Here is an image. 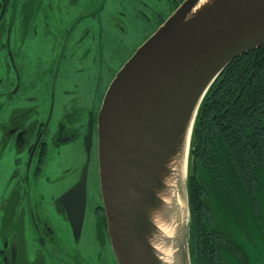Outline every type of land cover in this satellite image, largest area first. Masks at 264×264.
<instances>
[{
  "label": "water",
  "instance_id": "obj_1",
  "mask_svg": "<svg viewBox=\"0 0 264 264\" xmlns=\"http://www.w3.org/2000/svg\"><path fill=\"white\" fill-rule=\"evenodd\" d=\"M198 1L184 0L126 60L98 114L100 190L118 264H165L153 242L159 228L150 211L162 206L158 190L167 187L168 163L187 135L188 213L178 258L191 264L187 179L200 106L235 57L264 46V0H212L189 17ZM91 140L92 133L80 179L59 198L76 238L85 219Z\"/></svg>",
  "mask_w": 264,
  "mask_h": 264
},
{
  "label": "rangeland",
  "instance_id": "obj_2",
  "mask_svg": "<svg viewBox=\"0 0 264 264\" xmlns=\"http://www.w3.org/2000/svg\"><path fill=\"white\" fill-rule=\"evenodd\" d=\"M13 1V11L0 22V28H4L0 32V123L8 113L21 109L27 111L29 121L37 124L49 117L52 131L66 121L68 129L79 134L83 129L78 131L81 126L77 123L82 117L85 124L87 115L76 108L77 102L98 105L100 95L95 89L99 81L105 94L113 72L149 37L151 29L144 28L143 15L135 8L131 10L129 0H105L102 9V0H78L75 4L73 0H31L39 15L25 11V0ZM88 28H92L89 33ZM16 83H20L17 92L4 93ZM50 98L53 111L49 114ZM78 134L75 140L60 141V146L56 138H49L50 149L38 174L32 172L34 163L27 172L26 151L18 154L8 145L0 157V191L4 195L13 191L11 178L18 172L28 178L25 181L31 184L32 192L42 197L39 215L42 222L52 227L55 238V242L47 238L51 264H76L77 251L86 260L89 257V264H117L101 207L98 142L90 162L85 219L79 239L74 237L67 214L62 208L57 209V198L80 179L86 161L87 149ZM44 137L48 139L47 135ZM17 155L22 157L18 162ZM28 217L26 214V227L33 231ZM31 240L28 239L29 249L36 257L39 246ZM258 250L253 264H264V242L258 244Z\"/></svg>",
  "mask_w": 264,
  "mask_h": 264
},
{
  "label": "trees",
  "instance_id": "obj_3",
  "mask_svg": "<svg viewBox=\"0 0 264 264\" xmlns=\"http://www.w3.org/2000/svg\"><path fill=\"white\" fill-rule=\"evenodd\" d=\"M187 183L191 264H246L264 239V46L235 57L206 93Z\"/></svg>",
  "mask_w": 264,
  "mask_h": 264
},
{
  "label": "flooded vegetation",
  "instance_id": "obj_4",
  "mask_svg": "<svg viewBox=\"0 0 264 264\" xmlns=\"http://www.w3.org/2000/svg\"><path fill=\"white\" fill-rule=\"evenodd\" d=\"M135 1L139 2V4L138 5L135 4ZM77 2L78 0H73L72 4H75ZM104 2L105 0H102L100 4L101 9L104 6ZM129 2H130L129 6L132 11L135 8L139 15H143V19L145 21L144 28H150L151 32L149 33L151 35L153 29L159 28V26L162 23H164L166 18L176 10V8L183 2V0H129ZM24 5H25V11L27 13L39 15V13H36L33 10L31 0H25ZM158 5H161V7H159ZM13 9H14L13 0H0V22L4 19V15L10 14L13 11ZM124 14H126V11ZM151 25H153V28H151ZM3 29L4 28H0L1 33ZM91 30L92 28L91 29L88 28L86 31L87 33H89ZM10 33L11 30L9 29L8 34ZM6 44H9L8 40H6ZM10 54L11 56L13 55L12 51ZM11 60L12 63L14 64L15 63L14 57H11ZM117 71L113 72L114 77ZM19 86L20 83H16L15 86L13 85L12 87L9 88L8 92L5 91L4 93L13 95L15 92H17ZM95 90L97 91V94L100 95L98 105L97 103H95V105L92 107L87 102H84V104H82V100L81 102H77L76 104V108L79 111L86 113L87 115L85 124L82 121V117H81V121L77 123L78 125L81 126V128L77 130L79 131L83 129V131H81L79 134L75 131V129L69 130L66 121H64L63 124H61L60 128L57 131H52L49 128V122H48L49 117L47 121H43L37 124L38 122L28 120L27 118L28 113L26 110L22 111L20 109L17 112L15 111L12 113H8L4 118V120L0 123V157L2 156L3 153L6 152L8 145H12L13 149L18 154L26 151L27 172H30L32 163H34L32 172L38 174L41 171L42 165L46 162L47 154L50 149L48 147L49 138L52 137L56 138L58 140L57 145L60 146L62 144L60 143V141L68 142L70 139L75 140L77 134L81 135L85 143V147L87 149L86 155L88 157L87 141L89 139L90 134L92 133L90 160L88 167V180H89L90 162L91 159H93V153L94 150H96V144L98 142L97 141L98 114L102 107V103L105 95L104 91L102 90L100 81L98 83V88ZM97 98L98 96H96V99ZM52 111H53V106L51 105V98H50L49 114ZM79 115L82 116V114ZM46 135L48 139H45L44 136ZM87 157H86V161H87ZM15 159L18 162L22 159V157L17 155ZM1 178L2 175L0 176V179ZM27 179L28 178L21 177L20 173L16 172L14 177L11 178V182H10V185L13 182V185H11L13 191L11 193L14 194L10 193L9 195H4L0 191L1 192L0 193V264H51L53 262L51 259L52 253L50 249L47 247V238L51 242H55L53 229L46 222H42L41 217L39 215V205L40 204L42 205L44 201L39 194L32 192L31 184L25 181ZM59 198H57L58 202H56L58 205L57 209L62 208L64 213L67 214V212H65L66 209H64L65 207L63 203L59 200ZM101 207H103V203ZM26 214L29 215L28 220L30 219L29 221L32 225L33 231L29 230L26 227L25 224ZM218 214H219V209H218ZM259 222L262 223L261 220ZM233 233L234 235H232L233 236L232 238L234 239L237 245H238V238H241V240L245 242V237L243 235H238L237 232H233ZM31 238L33 241H36V245L39 246L38 247L39 252L36 253V257H35V253L33 251H30L29 249L30 245L28 239L31 240ZM249 240L253 242L252 235L250 236ZM261 242H264V239L260 238L259 240L255 241V243H253L252 245L255 244L254 246L256 248V245L261 244ZM56 244L60 247V244L58 243ZM258 251L259 250H257V252ZM257 252L253 253L252 257L249 255L247 258L246 255L247 258V260H245L246 264H253V260L256 259L257 256ZM81 254L82 253L80 251H77L76 264H89L88 263L89 257H87L88 260H86L84 256ZM221 262L222 264H226L224 263L226 262V258H222ZM63 263L71 264V262L69 261Z\"/></svg>",
  "mask_w": 264,
  "mask_h": 264
},
{
  "label": "bare ground",
  "instance_id": "obj_5",
  "mask_svg": "<svg viewBox=\"0 0 264 264\" xmlns=\"http://www.w3.org/2000/svg\"><path fill=\"white\" fill-rule=\"evenodd\" d=\"M212 0H199L190 12L189 17ZM191 124L189 129L191 130ZM190 136L179 145L178 152L169 161L168 167L173 168L167 187L159 189L162 197V206L158 213L151 210L154 221L159 228L153 237V242L165 264H181L178 258L179 245L182 242V233L187 220L188 205L184 187ZM179 261V262H178Z\"/></svg>",
  "mask_w": 264,
  "mask_h": 264
},
{
  "label": "snow or ice",
  "instance_id": "obj_6",
  "mask_svg": "<svg viewBox=\"0 0 264 264\" xmlns=\"http://www.w3.org/2000/svg\"><path fill=\"white\" fill-rule=\"evenodd\" d=\"M68 195L71 197V196L74 195V193L73 192H69Z\"/></svg>",
  "mask_w": 264,
  "mask_h": 264
}]
</instances>
